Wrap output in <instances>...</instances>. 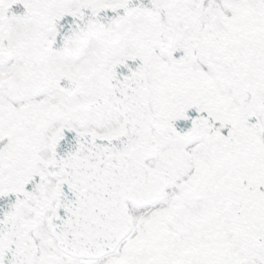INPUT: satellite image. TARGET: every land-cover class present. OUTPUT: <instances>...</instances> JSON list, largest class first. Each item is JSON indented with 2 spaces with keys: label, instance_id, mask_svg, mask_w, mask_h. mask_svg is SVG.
Masks as SVG:
<instances>
[{
  "label": "snow or ice",
  "instance_id": "snow-or-ice-1",
  "mask_svg": "<svg viewBox=\"0 0 264 264\" xmlns=\"http://www.w3.org/2000/svg\"><path fill=\"white\" fill-rule=\"evenodd\" d=\"M0 264H264V0H0Z\"/></svg>",
  "mask_w": 264,
  "mask_h": 264
}]
</instances>
